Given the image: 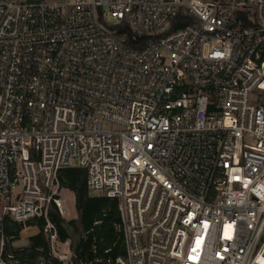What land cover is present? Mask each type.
I'll return each mask as SVG.
<instances>
[{
	"label": "built area",
	"instance_id": "obj_1",
	"mask_svg": "<svg viewBox=\"0 0 264 264\" xmlns=\"http://www.w3.org/2000/svg\"><path fill=\"white\" fill-rule=\"evenodd\" d=\"M70 167L118 202L113 264H264V0H0V264H72Z\"/></svg>",
	"mask_w": 264,
	"mask_h": 264
},
{
	"label": "trees",
	"instance_id": "obj_2",
	"mask_svg": "<svg viewBox=\"0 0 264 264\" xmlns=\"http://www.w3.org/2000/svg\"><path fill=\"white\" fill-rule=\"evenodd\" d=\"M186 23L174 25L170 31L181 28ZM129 42H133L127 34ZM144 43V41H142ZM63 189H69L75 195L76 216L61 218L54 207L49 212L50 221L56 226L60 240L69 239L73 253L72 264H113L118 256L125 255L121 219L117 200L103 196H90L85 183V171L78 167L62 169L57 175ZM5 235L11 241L19 239L23 226L4 219ZM12 249V247H11ZM28 258H46L47 242L43 234L29 237L26 247L16 248ZM50 264H59L52 261Z\"/></svg>",
	"mask_w": 264,
	"mask_h": 264
},
{
	"label": "rangeland",
	"instance_id": "obj_3",
	"mask_svg": "<svg viewBox=\"0 0 264 264\" xmlns=\"http://www.w3.org/2000/svg\"><path fill=\"white\" fill-rule=\"evenodd\" d=\"M89 194L90 196H98L95 193H89ZM61 196L66 200L71 212V216L72 218H74L76 216V207H75L76 200L74 193L69 189H62ZM36 233L37 231L34 228L23 229L20 233L19 239L13 242L10 241V243L14 248L26 247L29 243V237L35 235Z\"/></svg>",
	"mask_w": 264,
	"mask_h": 264
}]
</instances>
